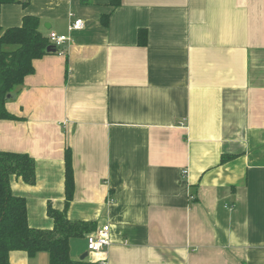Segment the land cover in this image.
Listing matches in <instances>:
<instances>
[{"label":"crops","instance_id":"0c3cea01","mask_svg":"<svg viewBox=\"0 0 264 264\" xmlns=\"http://www.w3.org/2000/svg\"><path fill=\"white\" fill-rule=\"evenodd\" d=\"M25 14L70 37L33 62L5 103L16 118L0 119V151L35 161L34 184L9 179L29 225L51 229L48 204L64 208L69 149L67 217L110 228L98 253L72 238L73 259L264 264V0H29L3 4L0 23ZM44 253L9 259L49 264Z\"/></svg>","mask_w":264,"mask_h":264},{"label":"trees","instance_id":"16d2710c","mask_svg":"<svg viewBox=\"0 0 264 264\" xmlns=\"http://www.w3.org/2000/svg\"><path fill=\"white\" fill-rule=\"evenodd\" d=\"M117 7L121 0H108ZM7 3H20L27 7L29 0H0L1 6ZM109 15L101 17L107 25ZM40 19L32 14L22 16L21 24L2 27L0 23V119H14L5 103L8 94H14L26 75L33 73V62L43 57L47 47L52 45L39 29ZM147 31H138V42L145 45ZM58 51V50H57ZM65 200L64 208L58 210L49 203L47 214L53 220L51 229L31 227L27 219V204L24 197L12 194L9 185L11 175L20 177L27 184L35 182V161L27 153L0 151V264H11V251L22 250L29 257L46 252L49 264H99L86 260L73 259L70 255V240L81 238L96 229L95 222L70 220L66 210L72 200L74 179L71 152L65 150Z\"/></svg>","mask_w":264,"mask_h":264},{"label":"built area","instance_id":"2783aa9c","mask_svg":"<svg viewBox=\"0 0 264 264\" xmlns=\"http://www.w3.org/2000/svg\"><path fill=\"white\" fill-rule=\"evenodd\" d=\"M84 22L80 18L73 17L68 25L69 31L82 29ZM48 39L52 45L57 46V50L61 51L63 46L70 42V37L64 34H57L56 32H49ZM183 174L187 170H182ZM86 250L91 253H98L109 247L110 245V228L108 224L97 227L94 231L85 236ZM99 264H104L103 261Z\"/></svg>","mask_w":264,"mask_h":264},{"label":"water","instance_id":"95a60500","mask_svg":"<svg viewBox=\"0 0 264 264\" xmlns=\"http://www.w3.org/2000/svg\"><path fill=\"white\" fill-rule=\"evenodd\" d=\"M57 51V46L55 45H50L47 47V52L48 53H53V52H56ZM11 97H14V94H8L6 96V99L9 100ZM88 255L87 252H84V254L80 257V260H83L86 258V256Z\"/></svg>","mask_w":264,"mask_h":264},{"label":"rangeland","instance_id":"374dc122","mask_svg":"<svg viewBox=\"0 0 264 264\" xmlns=\"http://www.w3.org/2000/svg\"><path fill=\"white\" fill-rule=\"evenodd\" d=\"M29 5V4H28ZM85 245H86V243H85ZM43 254V253H42ZM44 254H47V253H44ZM40 257H41V255H39ZM42 256H45V255H42ZM39 258V257H38ZM44 260H45V257H44Z\"/></svg>","mask_w":264,"mask_h":264}]
</instances>
